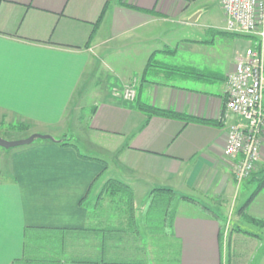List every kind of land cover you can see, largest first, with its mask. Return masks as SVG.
<instances>
[{
	"label": "crops",
	"instance_id": "1",
	"mask_svg": "<svg viewBox=\"0 0 264 264\" xmlns=\"http://www.w3.org/2000/svg\"><path fill=\"white\" fill-rule=\"evenodd\" d=\"M193 1L0 0V124L59 141L4 149L0 264H264V229L245 219L264 220V190L246 211L237 196L264 177V150L241 185L224 154L239 121L226 117L227 80L253 40L225 30L222 6L224 23L202 22ZM72 122L91 132L90 154L55 134ZM161 189L205 215L175 211L168 228L149 213Z\"/></svg>",
	"mask_w": 264,
	"mask_h": 264
},
{
	"label": "built area",
	"instance_id": "2",
	"mask_svg": "<svg viewBox=\"0 0 264 264\" xmlns=\"http://www.w3.org/2000/svg\"><path fill=\"white\" fill-rule=\"evenodd\" d=\"M221 6L225 30L253 40L244 53H237L227 80L226 117L232 113L239 121L229 128L224 154L241 185L255 173L264 150V0H221ZM122 95L131 102L137 96L132 86Z\"/></svg>",
	"mask_w": 264,
	"mask_h": 264
},
{
	"label": "rangeland",
	"instance_id": "3",
	"mask_svg": "<svg viewBox=\"0 0 264 264\" xmlns=\"http://www.w3.org/2000/svg\"><path fill=\"white\" fill-rule=\"evenodd\" d=\"M191 5L195 9L203 8L206 10V14L203 17L202 22H209L211 20V21H219V22L222 21L224 23V16H223L224 14H222L223 12L221 9V1L220 0H195L191 3ZM81 113H82V116L84 118L83 123L85 125V123L87 122V118L89 116V111L85 110V111H81ZM81 123H82V121H81ZM84 125L82 126L80 123H77L75 125V123L72 122L71 127H69L67 130L64 129L63 133H65V135H63V134L59 135L60 134L59 132L57 134V131H54V132H56L55 134L57 135L58 138H62V136H66V137H64V139H70V140H68L69 143L79 146L80 152L83 156L91 153L88 150L89 148L85 145V141H84V139H86V137H87L86 132H88L89 135L91 134V132L89 130L85 132L84 130L86 127ZM21 126L28 127L27 125H19L18 123L11 125V126L6 124V122L1 123L0 124V138L1 139H2V137L7 138L9 141H21V140H24V138L26 140L29 137H31L32 135H35V134L30 135L32 131L28 128H27L28 130L27 129L26 130H19V129L15 128V127H21ZM44 141H47V140L37 139L34 141V143H42ZM55 141H57V140L55 139ZM57 142H59V141H57ZM29 146L30 145L22 146V147H18V148H20V149L24 148L25 149ZM4 151H5L4 148H0V179L1 178L8 179L11 176H13L12 172L10 171L11 167L9 165V156L6 157V156L2 155ZM89 156H92V155H89ZM102 159L106 160V162L112 166V163H111L112 161L109 157L108 158L102 157ZM3 170L6 171V172H4V174L2 173ZM258 186H259V184H256L255 187L246 188L245 191L243 190L240 194H238L237 195L238 199H239L238 206L239 205L242 206L243 204H245V202H248V200L253 196V194L257 190ZM96 191L97 190H95V192ZM137 195L141 196L143 194L137 192ZM140 196H138L137 198L139 199ZM142 198H144V197H142ZM263 199H264V193L256 203H260V201H262L264 203ZM147 200L148 199H144L145 203L147 202ZM204 201H205V205H207L206 200H204ZM165 202L168 203V206H167L168 212L177 211L179 213L181 212L182 214H196V215L202 214V215H205V213H203L197 207H195V206L194 207L193 206L188 207L187 205L183 204V202L180 200V195H177V197L173 200H169V202L168 201H165ZM221 206L222 207H220V211L222 212V209L224 210L223 207H225V206H223V205H221ZM255 207H257V204H255ZM215 209L218 211V207L211 208L212 211H215ZM252 209H253V207H252ZM217 211H215V212H217ZM225 212L226 213L228 212V213L226 214L223 211L222 214H220L221 215L220 217L221 218H224V216L228 217V221L224 223L225 229H226L224 233L227 234V232L232 227V221H230V215H231L230 212L227 211V209ZM159 213L161 214V212H159ZM251 225H252V223H251ZM255 230H259V229H255Z\"/></svg>",
	"mask_w": 264,
	"mask_h": 264
},
{
	"label": "trees",
	"instance_id": "4",
	"mask_svg": "<svg viewBox=\"0 0 264 264\" xmlns=\"http://www.w3.org/2000/svg\"><path fill=\"white\" fill-rule=\"evenodd\" d=\"M150 66H152V65H150V63H149V67ZM142 108L146 113H148L149 117H153L156 115L157 116H168V117L177 116L173 112L160 110V109L150 107V106L142 107ZM15 128L19 129V130H26L28 127L21 126V127H15ZM61 144L63 146H70L71 145L68 140H62ZM263 190H264V177L260 180V183H259L257 190L255 191L253 196L248 200V202L246 203V205L244 206L242 211H244V210L246 211L248 206L254 202V200L258 197V195ZM109 191L113 195L122 194V195H124L125 198H127L129 200L133 199V193L129 189V187L126 185L120 184L118 182H112L109 185ZM173 199H175V193L172 190H168V189L155 190L152 193V202H151V206L149 207L150 208L149 213L157 214L158 217H156V218H158V220L159 219L161 220L163 215L168 219L166 224H167V227L170 229L172 228L174 219L176 217V213H175V211L174 212H168V210H167L168 203H166L165 201L169 202V200H173ZM159 212H161V214ZM245 219L247 221H249L250 223L255 224L256 226L264 229V220L251 217L247 213L245 214ZM160 222L161 221H158V223H160ZM163 223L164 222H162V224ZM160 226H161V223L158 225V227H160Z\"/></svg>",
	"mask_w": 264,
	"mask_h": 264
},
{
	"label": "water",
	"instance_id": "5",
	"mask_svg": "<svg viewBox=\"0 0 264 264\" xmlns=\"http://www.w3.org/2000/svg\"><path fill=\"white\" fill-rule=\"evenodd\" d=\"M37 139L50 140V141L55 142V139L52 138L51 136L35 134L29 137L28 139L21 140V141H6L0 138V148L14 149V148L22 147V146H28L34 143V141Z\"/></svg>",
	"mask_w": 264,
	"mask_h": 264
}]
</instances>
